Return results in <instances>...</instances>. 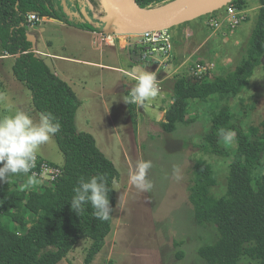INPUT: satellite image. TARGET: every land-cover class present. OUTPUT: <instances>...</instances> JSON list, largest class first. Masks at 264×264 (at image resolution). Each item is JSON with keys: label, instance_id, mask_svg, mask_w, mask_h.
<instances>
[{"label": "rangeland", "instance_id": "rangeland-1", "mask_svg": "<svg viewBox=\"0 0 264 264\" xmlns=\"http://www.w3.org/2000/svg\"><path fill=\"white\" fill-rule=\"evenodd\" d=\"M60 1L70 21L63 23L59 18L49 20L46 17L39 26L26 27L27 35L45 55L35 53L72 87L80 100L75 115L77 130L94 137L98 148L118 172L113 183L115 205L108 234V239H115L116 245L111 255L98 253L91 264H209L198 255L197 248L213 243L217 232L214 226L198 225L194 219L193 207L187 198L192 166L199 158L206 160L216 176L211 194L217 197L225 192L231 158L204 153L199 144L210 124L211 110L223 103H229L233 120L244 129L264 117V55L240 93L190 102L186 115L195 120L187 124L177 122L173 131L166 132L160 123L172 101V79L167 80L168 77L162 82L156 97L135 106L136 121L133 123L125 103V91L135 80L107 67L128 69L122 47L124 42L104 43L115 46L120 55L111 60L106 53L104 59L99 60L102 46L98 44V36H94L96 43L91 46L95 41L90 37L97 27L101 31L102 24H98L90 7L81 4L80 11L83 10L88 20L84 13L79 15L71 0ZM248 1L250 17L241 23L245 27L239 28L240 24L233 35L217 33L207 38L205 19L208 14L171 27L176 58L165 73L171 75L180 62H191L192 57L195 61L214 60L215 69L207 78L233 70L245 54L255 23L256 1ZM87 60L97 64H89ZM1 61L5 66L1 67L3 74L0 75V119L24 111L37 120L40 113L32 105L28 88L14 77L10 67L12 59ZM184 69L177 72L187 73ZM147 70L151 71L150 67ZM135 71L139 73L140 68ZM223 143L234 149V140ZM36 154L58 165L64 162L54 136L42 144ZM140 159L150 160L153 165L148 177L154 187L148 193L129 182L130 173ZM262 160L260 172L264 173V156ZM26 183L28 181H24V186ZM89 244V239H80L67 254L66 262L63 258L57 264H83ZM179 250L183 252L181 257H177ZM238 264L258 263L242 257Z\"/></svg>", "mask_w": 264, "mask_h": 264}, {"label": "trees", "instance_id": "trees-1", "mask_svg": "<svg viewBox=\"0 0 264 264\" xmlns=\"http://www.w3.org/2000/svg\"><path fill=\"white\" fill-rule=\"evenodd\" d=\"M135 1L141 7L153 8L172 0ZM255 1L254 27L245 54L233 70L211 78L177 73L167 79H172V102L160 123L164 131H173L177 122L187 124L195 120L186 115L190 102L216 95L218 98L235 96L247 84L264 55V0ZM88 2L101 16L105 15L100 0ZM73 3L79 8L78 0ZM228 4L246 9L249 1L231 0ZM222 9L208 16L217 15ZM30 13L69 22L58 0H0V46L3 54L13 58L12 73L28 88L35 110L50 112L58 119L61 127L54 137L64 162L58 165L47 160L61 170L55 180L35 176L38 183L24 186V181L32 174L19 173L10 175L6 183H0V264H57L84 238L89 239L90 244L83 264H89L111 230L113 212L109 220L101 221L93 216L94 210L88 204L76 215L69 204L73 190L81 177L105 174L114 211L113 183L118 172L98 148L94 137L77 130L75 115L80 100L72 87L53 73L33 50L26 31V18ZM249 17L247 11L243 22ZM206 30L209 35L210 31ZM126 100H129L128 94ZM127 105L135 123V105ZM222 128L236 133L233 150L223 143L219 135ZM199 149L208 154L229 156L231 160L225 192L217 197L210 192L216 183L211 165L199 158L192 166L187 198L193 207L194 219L198 225L214 226L217 232L213 243L197 248L198 255L209 264H238L242 257L264 264V173L260 172L264 156V117L244 129L233 120L229 103H223L211 110L210 124L202 135ZM255 173L258 176L255 177ZM182 255L179 250L177 257Z\"/></svg>", "mask_w": 264, "mask_h": 264}, {"label": "clouds", "instance_id": "clouds-1", "mask_svg": "<svg viewBox=\"0 0 264 264\" xmlns=\"http://www.w3.org/2000/svg\"><path fill=\"white\" fill-rule=\"evenodd\" d=\"M147 67L145 65L140 69L136 83L130 90V99L125 103L143 105L147 99L158 95L157 73L147 70ZM60 127L58 119L50 112L40 113L37 120H33L24 111H16L14 115L0 119V183H6L10 175L30 173L38 148L47 143ZM219 135L225 142L231 143L236 133L222 128ZM152 166L150 160L140 159L130 173L129 182L142 192H151L154 185L148 172ZM28 183H38L35 173H32ZM73 191L69 204L76 215L81 214L85 205L90 204L95 218L101 221L110 219L113 207L109 202L108 194L111 190L105 174L81 177Z\"/></svg>", "mask_w": 264, "mask_h": 264}, {"label": "built area", "instance_id": "built-area-1", "mask_svg": "<svg viewBox=\"0 0 264 264\" xmlns=\"http://www.w3.org/2000/svg\"><path fill=\"white\" fill-rule=\"evenodd\" d=\"M223 8V9H222ZM221 12L217 15L208 16L205 19V25L210 31L209 36H214L217 33L222 35H233L237 27L243 22L247 15L246 9H238L232 4H226L223 6ZM43 17L35 13L28 14L26 18V27H34L39 25ZM106 44L114 45L115 41H123L126 50L134 53L137 56V61L142 63L144 66L150 67L151 71L157 73L158 88L162 89L161 83L168 77L177 74L178 69H184L187 75L200 78L201 76H208L215 69L214 60H194L191 58V62L182 61L180 62L173 73L168 75L166 69L171 67L175 61V51L172 34L169 28L157 29L147 31L139 34L127 33L121 30H117L113 27H105L99 32ZM122 37L124 39L122 40ZM132 75L135 79L137 75L126 72ZM181 73V72H179ZM57 75V73H55ZM130 99V91L128 92ZM133 105H137L132 103ZM31 174L35 173V176L47 179L55 180L61 173L59 167L51 164L47 160L40 159L37 155L34 162V167L31 169Z\"/></svg>", "mask_w": 264, "mask_h": 264}, {"label": "water", "instance_id": "water-1", "mask_svg": "<svg viewBox=\"0 0 264 264\" xmlns=\"http://www.w3.org/2000/svg\"><path fill=\"white\" fill-rule=\"evenodd\" d=\"M100 1L104 16L94 14L93 7L89 4L95 19L96 16H100L98 20L107 28L113 27L123 32L139 34L171 28L202 17L222 8L231 0H172L153 8L141 7L135 0ZM81 13H84L83 10ZM85 16L87 17L86 14Z\"/></svg>", "mask_w": 264, "mask_h": 264}, {"label": "crops", "instance_id": "crops-1", "mask_svg": "<svg viewBox=\"0 0 264 264\" xmlns=\"http://www.w3.org/2000/svg\"><path fill=\"white\" fill-rule=\"evenodd\" d=\"M43 18H46L45 16L43 17ZM48 19L49 20H52L53 18H50V17H48ZM54 20V19H53ZM69 20V19H68ZM43 21V20H42ZM70 21V20H69ZM63 23H65V22H63ZM63 23H61L62 25H65V24H63ZM98 24H102V26H103V28H105L106 26L102 23V22H99L98 21ZM243 24V23H242ZM240 25V27L239 28H244L245 26H243V25ZM40 25V24H39ZM38 25V26H39ZM95 27H97V25H94ZM40 30H43V28H40ZM88 31V30H87ZM236 31V30H235ZM92 32V31H91ZM94 36H98V39H99V42H98V44L100 45V46H102V49H103V51H102V53L98 56V59L100 60V59H104V55L107 53L108 54V58H110L111 60H116L117 59V57L120 55V52H118L117 51V49L115 48V46H110V45H106V44H104V42L102 41V38L100 37V34H99V28L97 27V30H96V32L94 33V32H92L91 33V39L93 40V41H95L94 43L92 42L91 43V46H93L95 43H96V39H95V37ZM29 38V37H28ZM32 42V41H31ZM32 48H33V50H35L36 52L38 51L39 53H40V55H45V53L44 52H42V51H39L38 49H37V44L36 43H33L32 42ZM106 48V49H105ZM124 51H125V54H124V56H125V61H126V63H127V66H128V69H120V67H116V66H107V67H110V68H112V69H115V70H118V71H121V72H124L128 77H131V79L133 80H135L134 82L136 83V79L132 76V75H130V74H127L126 72H129V73H132L133 75H137L138 76V72L137 71H135V70H138L139 68L140 69H142L143 67H144V65L142 64V63H140L139 61H137V56L134 54V53H132V52H130V50H126V49H124ZM44 53V54H43ZM53 57V56H52ZM5 58H7V59H12V62H11V64H10V67H12V64H13V58L10 56V55H8V54H3V52H2V54L0 55V59H2V60H4ZM92 59H95V58H93V57H91ZM176 58V57H175ZM45 61V60H44ZM87 62L89 63V64H97L96 62H94V61H89V60H87ZM99 65H101L100 63H98ZM2 66H5V63H4V61H1L0 62V75H2L3 74V68H1ZM12 70V69H11ZM60 77V76H59ZM61 78V77H60ZM134 85H129L128 87H126V91H125V93H126V95L128 94V92L131 90V88L133 87ZM29 98L31 99V95H30V93H29ZM126 98V97H125ZM18 100H20V98H17ZM127 101V100H126ZM111 231V230H110ZM110 233V232H109ZM108 233V234H109ZM108 236L109 235H107L106 236V238H105V241H104V245H103V247L100 249V251L99 252H97L94 256H93V259L91 260V262H89V264H91L92 263V261L94 260V258H95V256L98 254V253H102V254H107V255H111L112 254V252L114 251V248H115V245H116V240L115 239H108ZM67 257H64V259L63 260H65ZM79 259V258H78ZM79 261H81V259H79ZM64 262H66V260L64 261ZM71 264V263H70Z\"/></svg>", "mask_w": 264, "mask_h": 264}, {"label": "flooded vegetation", "instance_id": "flooded-vegetation-1", "mask_svg": "<svg viewBox=\"0 0 264 264\" xmlns=\"http://www.w3.org/2000/svg\"><path fill=\"white\" fill-rule=\"evenodd\" d=\"M59 1V3H61V1L60 0H58ZM73 1L74 0H71V4L73 3ZM89 0H86V1H80V0H78V3H79V8H76V7H74V9L79 13V15L81 14V4H83V5H85V6H87L88 7V9H89V2H88ZM74 4V3H73ZM94 11L96 12V13H94V14H96V15H100L98 12H97V10L96 9H94ZM90 13V12H89ZM98 17H100V16H96V21L98 22L99 20H98ZM100 22V21H99Z\"/></svg>", "mask_w": 264, "mask_h": 264}]
</instances>
